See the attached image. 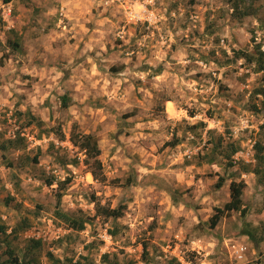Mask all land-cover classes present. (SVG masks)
<instances>
[{
	"label": "rangeland",
	"instance_id": "1",
	"mask_svg": "<svg viewBox=\"0 0 264 264\" xmlns=\"http://www.w3.org/2000/svg\"><path fill=\"white\" fill-rule=\"evenodd\" d=\"M237 2L0 0V264H264V70L233 56L264 48V0ZM73 133L97 138L106 180ZM233 180L257 241L239 211L210 227Z\"/></svg>",
	"mask_w": 264,
	"mask_h": 264
},
{
	"label": "trees",
	"instance_id": "2",
	"mask_svg": "<svg viewBox=\"0 0 264 264\" xmlns=\"http://www.w3.org/2000/svg\"><path fill=\"white\" fill-rule=\"evenodd\" d=\"M229 2L233 3V6L235 7L236 10H239V2L237 0H228ZM15 47H19V41H13L11 43ZM263 44L261 42L255 44L254 51H250L247 48H239V49H233V56L235 59H240L243 58L245 62H247L249 65L253 66L255 71L260 72L264 70V48H262ZM257 94L261 93L264 94V88L260 87L257 89ZM63 100V106L67 107L70 98L68 95H63L62 96ZM20 140V137H19ZM71 141L73 142L74 145L79 146V148L83 149L87 155V159L85 161L86 164L90 167V171L93 175V177L97 180L104 181L106 180V175L104 173V165L101 159L99 158L101 154V148L99 146L97 138L92 135V134H76L73 133L71 135ZM180 142L179 139H175L173 141L168 142V144L171 145H176ZM10 145H14V141L11 140ZM232 151L231 153L233 154L236 152L237 147L234 146L233 144L231 145ZM8 148L7 145H2V149L6 150ZM255 156H256V161L257 164L256 166L252 169V172L255 173L257 176V181L261 184L264 185V144L262 143H256L255 145ZM230 155V154H229ZM34 162H38V156L34 157ZM209 160H212L210 158ZM232 164V163H230ZM9 165L12 166V163L9 162ZM72 180V177H67L64 181H60L61 189H64L65 186ZM226 181V178L224 176H220L218 178V181L216 182V187L220 188L224 185ZM54 183L53 180H47L48 185H52ZM134 183V179L131 177H128L127 180L125 181L126 185H130ZM246 182L244 180L236 181L233 180L230 184V199L222 206L215 207V212L212 214V216L209 219L210 222V227L215 228L221 218L231 212V211H239L241 212L242 217L245 219V226L243 227L242 232L246 233L251 239L256 240V235L254 231L250 228L249 223L246 221L247 217V212L248 209L244 205V200H243V193L244 189L246 187ZM59 188V189H60ZM57 214L59 217L63 218L71 227H74L76 229H84L85 228V221L83 219L75 218L61 210V203H62V198H63V192L58 191L57 194ZM98 208L101 210L102 213H104L107 217H113V218H119L123 216L124 210L126 208V205L120 204L118 207H106V206H101L98 205ZM0 232H5V225L0 224ZM32 241L35 243V246L37 247L38 245L41 244L40 240H33ZM257 241V240H256ZM145 249V255L148 254L147 250V244L145 243L144 245ZM11 257H9L8 262L11 264H25V261L20 259L18 255L12 254V251H10ZM54 262H60L59 259L55 258Z\"/></svg>",
	"mask_w": 264,
	"mask_h": 264
},
{
	"label": "bare ground",
	"instance_id": "3",
	"mask_svg": "<svg viewBox=\"0 0 264 264\" xmlns=\"http://www.w3.org/2000/svg\"><path fill=\"white\" fill-rule=\"evenodd\" d=\"M169 107L172 109V104H171V102H169Z\"/></svg>",
	"mask_w": 264,
	"mask_h": 264
},
{
	"label": "built area",
	"instance_id": "4",
	"mask_svg": "<svg viewBox=\"0 0 264 264\" xmlns=\"http://www.w3.org/2000/svg\"><path fill=\"white\" fill-rule=\"evenodd\" d=\"M238 252L242 251V249H237ZM242 255V254H241Z\"/></svg>",
	"mask_w": 264,
	"mask_h": 264
}]
</instances>
